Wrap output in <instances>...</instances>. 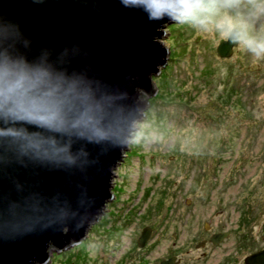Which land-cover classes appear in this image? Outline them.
<instances>
[{"label":"rangeland","instance_id":"1","mask_svg":"<svg viewBox=\"0 0 264 264\" xmlns=\"http://www.w3.org/2000/svg\"><path fill=\"white\" fill-rule=\"evenodd\" d=\"M160 40L168 59L153 76L157 92L132 135L139 142L129 144L115 170L112 199L86 237L47 264H159L174 241L181 264H244L245 256L264 247V60L238 46L221 57L216 47L222 39L174 22ZM232 89L227 101L225 91ZM210 183H216L212 192ZM158 208L167 213L163 233L155 226ZM212 223L234 236L215 248H195ZM115 225L120 231L110 237ZM145 226L152 233L139 248ZM242 233L250 236L244 246ZM69 250L78 253L68 259Z\"/></svg>","mask_w":264,"mask_h":264},{"label":"water","instance_id":"2","mask_svg":"<svg viewBox=\"0 0 264 264\" xmlns=\"http://www.w3.org/2000/svg\"><path fill=\"white\" fill-rule=\"evenodd\" d=\"M172 22L149 20L145 11L120 0H0V40L7 37L29 61L48 53L57 66L85 75L98 94L123 110L125 138L132 137L157 92L153 76L169 55L160 38ZM235 46L221 40L217 54L229 57ZM81 147L87 158L72 166L0 165V264H47L55 252L80 243L101 218L130 146H73ZM151 233L145 226L137 245L144 247ZM228 235L215 233L210 241ZM177 263L176 257L161 262ZM244 263L264 264V248Z\"/></svg>","mask_w":264,"mask_h":264},{"label":"clouds","instance_id":"3","mask_svg":"<svg viewBox=\"0 0 264 264\" xmlns=\"http://www.w3.org/2000/svg\"><path fill=\"white\" fill-rule=\"evenodd\" d=\"M149 20L165 17L232 43L264 60V0H120ZM123 110L108 103L85 75L57 66L48 53L29 61L0 40V165H75L87 153L79 142L138 143L125 138Z\"/></svg>","mask_w":264,"mask_h":264},{"label":"flooded vegetation","instance_id":"4","mask_svg":"<svg viewBox=\"0 0 264 264\" xmlns=\"http://www.w3.org/2000/svg\"><path fill=\"white\" fill-rule=\"evenodd\" d=\"M224 183V182H223ZM219 184H221L222 186H223V184L222 183H217V185L216 186H218ZM216 188V187H215ZM214 189V187H213V185H211L210 186V191L212 192V190ZM221 189V188H220ZM217 191H219V189H217ZM209 199V198H208ZM235 199V198H234ZM233 199V200H234ZM192 201V200H191ZM223 202V200L222 199H219L218 200V205H220L221 203ZM235 203V202H234ZM165 225H163L160 229V233H163L164 231H165ZM177 228V227H176ZM204 228H205V230L208 232V235L207 236H203L201 239H199V240H197L196 241V243H195V248H197V249H201V248H204V247H207V246H209V247H213V248H215L218 244H220V243H223V241H225V240H228V239H230V238H232L233 236H234V232L231 230V229H226V228H224V227H217V225H214L213 223L212 224H210L209 225V227H206V225L204 226ZM219 232H228L229 233V235L226 237V238H224L222 241H220L219 243H217V244H214L213 242H211L210 241V239H211V236H212V234H215V233H219ZM174 235V237L173 238H176V233H174L173 234ZM203 240H205L206 241V243H205V246H203V247H197V244L199 243V242H201V241H203ZM195 241V240H194ZM194 241H192V244H194ZM138 246V245H137ZM139 247V246H138ZM140 248V247H139ZM179 248H180V246L179 245H177V243L174 241V242H172L171 243V246L169 245V248L164 252L165 254H163L162 255V257H161V259H160V262H159V264H161V262H162V260H165V259H169V258H171V257H176V260L178 261V263L177 264H181L182 263V257H181V252H179L178 250H179ZM191 248H193V246L191 247ZM190 248V249H191ZM264 248V247H263ZM262 249V248H261ZM192 250V249H191ZM257 250H260V249H257ZM256 250V251H257ZM190 250H189V248H187L186 250H185V252H189ZM253 252H255V251H253ZM252 253V252H251ZM245 258V257H244ZM245 264V263H244Z\"/></svg>","mask_w":264,"mask_h":264},{"label":"trees","instance_id":"5","mask_svg":"<svg viewBox=\"0 0 264 264\" xmlns=\"http://www.w3.org/2000/svg\"><path fill=\"white\" fill-rule=\"evenodd\" d=\"M178 54L180 53V52H177ZM203 72H205L207 75H211L212 74V70L210 71V69L208 68V67H206V69L204 68L203 69ZM203 80H205V81H208L209 80V77H203ZM236 92V90L235 89H232V90H229V91H225V94H224V96H225V98L227 99V101H229V98H231V97H233L232 95L234 94ZM176 93H174L173 94V92L171 91V95H175ZM179 95V102L180 103H182V104H185L186 103V101H187V98L184 96V93H179L178 94ZM219 101H220V99H219ZM222 103V102H221ZM240 103V102H239ZM223 104V103H222ZM128 155V154H127ZM126 155V156H127ZM215 176V175H214ZM210 182H211V180L210 179H208ZM216 184V183H215ZM215 184H212V183H210V185H215ZM207 193V192H206ZM146 196L148 197L149 195H147V193H146ZM146 197V198H147ZM161 204V201L159 200L158 201V203L157 204ZM248 211V210H247ZM155 212H157V213H159L160 212V214H159V216H160V219H159V223L158 224H155V226H157V225H159L158 226V228L160 229V227H161V222L164 220V219H166V214H162V212L160 211V208H158L157 209V211L155 210ZM156 213V214H157ZM247 221H248V219H247ZM247 221H245V222H247ZM93 230V229H92ZM116 230H119L120 231V229L118 228L117 229V226L115 225V227L113 228V231L111 232V233H109L108 235L111 237L113 234H114V232H116ZM155 231H156V227H155V229H154ZM241 238V242H240V244H241V246H244V245H246V244H248L249 242H248V240H249V238H250V236H249V234H247V233H242V235L240 234L239 235V239ZM254 240V239H253ZM103 246H105L106 248H107V246L106 245H102V247ZM117 247V246H116ZM135 247H133V249H134ZM112 249H113V247H112ZM75 251H78V250H69V252H68V254H70V256H69V258L68 259H71L72 257H73V255H75V254H77L78 252H75ZM130 252H133V251H130ZM129 256H126V258H128ZM230 260H232L231 258H228L227 259V263H228V261H230ZM118 264H122V262H119Z\"/></svg>","mask_w":264,"mask_h":264}]
</instances>
